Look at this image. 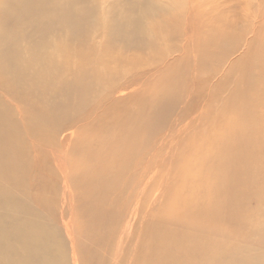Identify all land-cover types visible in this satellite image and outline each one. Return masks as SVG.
Listing matches in <instances>:
<instances>
[{"label": "bare ground", "instance_id": "bare-ground-1", "mask_svg": "<svg viewBox=\"0 0 264 264\" xmlns=\"http://www.w3.org/2000/svg\"><path fill=\"white\" fill-rule=\"evenodd\" d=\"M143 4L113 20L112 0H0V264H264V222L226 215L230 201L264 197V40L252 31L228 95L240 123L226 129V108L207 105L222 95L226 71L216 69L237 50L240 19L226 18V0ZM186 6L194 74L181 55L168 72L140 74L136 59L108 55L157 50L144 23ZM153 73L162 77L143 79ZM232 230L238 244L227 243Z\"/></svg>", "mask_w": 264, "mask_h": 264}, {"label": "rangeland", "instance_id": "rangeland-1", "mask_svg": "<svg viewBox=\"0 0 264 264\" xmlns=\"http://www.w3.org/2000/svg\"><path fill=\"white\" fill-rule=\"evenodd\" d=\"M128 1H130V2H128ZM143 2H144V0H119V1L118 0H112L113 6L111 8V13H112L111 15H112V18L114 17L113 20H115V19L118 20L119 18H122V17L129 18V17L140 16L141 12L144 8ZM130 6H131V8H129ZM82 7H83L82 8L83 10L84 9L86 10L87 4L85 2L82 3ZM187 8H189V7L188 6L182 7V8L178 7L177 10L174 11L173 18H169V16H166V17H163L162 19L160 18V21H154L151 23H150V21H146L147 24L144 23L146 28L150 29L149 34H151V36L153 37V40L155 41L157 50L154 51L151 48H145V49L143 48L141 50L140 49L132 50L131 52H128L130 50H128L126 52H122V50L119 49L118 51H112V53L108 52V55L109 54L110 55L111 54H114V55L118 54L119 56H123L126 58L130 57L132 60L136 59L137 61H133V64H132L133 67L131 70L134 73L139 72V74L141 72H147V70H149V69H150L149 71L153 72L151 70V68H153L154 66L162 67L161 70H164V71L161 73L168 72V70H167L168 68L166 67L167 64H171V62H172L171 59L173 57L181 55L180 57L175 58V62H177V63L181 62L182 64L188 63L190 66V69L187 72H184L183 70L179 69V72H182V73L184 72L187 76L194 74L193 64L195 63V59H196V56L198 53V49H196L198 39L195 40L197 38V35L193 34L194 36L193 35L188 36V35L184 34V32L182 31L183 25H184V23H183L184 19H186V20L189 19L188 22L191 24H193V22H194L193 21L194 20L193 19L194 14H192V12H190L189 9L187 10ZM179 12H181V13H179ZM225 14H226V18L229 21H231L233 18H234L233 20H238V18L240 19V22H238V24H237L239 27L236 26V29L238 28L237 29L238 33L236 34V36H237V38L240 37V42L238 43L236 51L229 52L228 50H226V55H227L226 56V64L223 65L222 67H220L219 69H216L217 72L218 71L220 72V74H222L223 71H226V84L219 91V92H222V95L221 96L218 95V97L216 99H214L218 102L214 101V103L208 104L207 106H209L208 108H211L212 111H214L216 113L222 112L224 114H225V112H223V111H225L224 109L226 108V129H227V128H229V126H227V125H233L236 122L231 117V114L234 113V110H235V104H234L233 100L229 99L228 95L231 92L235 91L237 88H239V86H238L239 84L236 81V79H237V77H239V74H240V67H239L240 62H242L248 56L247 45H249V43H251L253 41L252 39L255 38V37H253L254 33H252V31L256 30L257 35H259V39L261 41L264 40V15H263L264 14V0H226V13ZM177 15H178L179 19L181 17V19H180L181 21L179 20L180 22H177V24L171 23V25L169 23H165L166 20L177 19V17H176ZM92 16L94 17V19L92 18L93 21H97L98 19L103 17L100 12H99V14L97 12L96 14H93ZM165 24H167V25H165ZM199 24L200 23H197V26H199ZM160 26H161V28H157ZM67 33L68 32H66V33L64 32V37L71 35V41H73L74 39L77 40L76 36H74L73 34H70V33L67 34ZM75 40L73 42H75ZM73 47H74V52H75L74 55H77L78 54V47H75V46H73ZM116 52H118V53L116 54ZM183 52H185L184 54L186 55V58H184V59H182V53ZM205 68H207V67H204V69ZM236 68H239V70H235ZM207 73L208 72H206L205 70L200 69V70H198V72L196 74L199 75L200 77H205L207 75ZM252 76H253V74L246 78L247 83L250 84L249 77H252ZM161 77H160L159 73H153V74H147L143 79H145V78L149 79L150 83H151V82L155 81L156 79L158 80ZM206 89H208L207 86H206ZM225 90H226V93H225ZM258 91H260L262 93L264 91V88L258 89ZM138 95L139 94L135 93V96H133L134 102H132V104H131L133 108L134 107L136 108L135 104H137L136 101L138 99ZM255 96L257 97V99L260 100V94L259 93L255 94ZM225 97H226V99L223 100ZM262 101H263V95H262ZM184 102L185 101H183V102L181 101L179 103L180 105L176 108L177 111H182V107L184 105ZM201 104H203V103H201ZM200 106H201L200 104H197L193 108L194 109L193 116H190L189 119L194 117V113L199 112ZM97 113L99 115L100 111L99 112H97V111L96 112H87L86 114H84L82 116L93 117V116H96ZM190 114H191V111L187 116H189ZM174 116H175V114L173 115V117ZM83 121L86 122V120H83ZM239 123H240V120L238 119L237 124H235V125H238ZM201 124H202L203 128L207 127V124L205 122V118L203 119ZM228 150H231L233 153H236V151H237V149L232 145L229 147ZM57 179H59V177ZM60 184H61V181H59V180L55 181V187H58ZM63 194L65 195V197H67V194L64 193V190L62 192V196H63ZM60 195H61V192L56 196L55 202H54V203H59V205H60V201L62 198V196L60 198ZM231 200H233V199H231ZM65 201L68 202L67 200H65ZM233 202H236V204H233ZM238 202L239 201H236V200L229 202L228 206H226V215L227 216H232L233 218H236V219L241 217V218H244L245 220L246 219L250 220L252 223L264 222V197H260V198H258L256 196L249 197L243 205H239ZM246 209H253V211H252L253 215L248 216V213L244 212V210H246ZM52 210L55 211L54 208ZM57 211H58V209H57ZM55 214L56 213L53 212L51 217H53ZM63 214H64V212H63ZM55 216L57 218L58 214ZM233 226H235V225H232L231 229H236ZM234 234H235L234 230H232L231 233H227L228 236L226 238H228V242H227L228 244L235 242ZM63 236H64L65 250L67 252H65V250H64L65 253L62 251L60 254L63 253L65 255V257L69 260V242L65 239V234ZM217 236L219 237L221 235H217ZM61 237H62V235H61ZM209 237L213 238L211 236H209ZM213 239H216V238H213ZM234 244H238V243L235 242ZM249 246L252 247L250 250V253L252 252V254L255 253L257 255H258V253H261L259 250L257 252L254 250L258 247L260 248V246H252V245H249ZM227 247H229V246H227ZM109 248L113 249L112 246H109ZM88 249H89V250H87V254L89 253L88 256L87 255L84 256L87 259L89 258V255L92 254V252H94L93 247H90ZM111 254H112V251H111ZM208 258H209V254H208ZM226 264H228V263H226Z\"/></svg>", "mask_w": 264, "mask_h": 264}]
</instances>
